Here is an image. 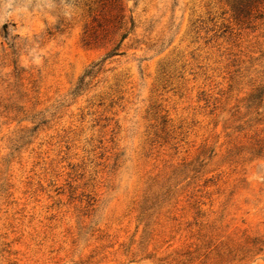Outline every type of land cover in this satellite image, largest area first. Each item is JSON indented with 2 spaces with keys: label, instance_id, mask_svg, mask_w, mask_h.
<instances>
[{
  "label": "rangeland",
  "instance_id": "obj_1",
  "mask_svg": "<svg viewBox=\"0 0 264 264\" xmlns=\"http://www.w3.org/2000/svg\"><path fill=\"white\" fill-rule=\"evenodd\" d=\"M0 264H264V0H0Z\"/></svg>",
  "mask_w": 264,
  "mask_h": 264
},
{
  "label": "trees",
  "instance_id": "obj_2",
  "mask_svg": "<svg viewBox=\"0 0 264 264\" xmlns=\"http://www.w3.org/2000/svg\"><path fill=\"white\" fill-rule=\"evenodd\" d=\"M249 1H251V0H249ZM239 8L242 9L243 7L239 6ZM5 33L7 35V28L6 27H5ZM113 52L109 55V57L115 55ZM91 74H92V71H87L86 76L89 77V76H91ZM82 82H83V80L79 82V86L76 88L75 94H77L79 91H81V87L83 86ZM258 153H261V150H259Z\"/></svg>",
  "mask_w": 264,
  "mask_h": 264
}]
</instances>
